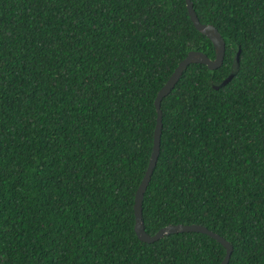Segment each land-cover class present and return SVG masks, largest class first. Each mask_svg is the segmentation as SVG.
<instances>
[{"label": "trees", "instance_id": "trees-1", "mask_svg": "<svg viewBox=\"0 0 264 264\" xmlns=\"http://www.w3.org/2000/svg\"><path fill=\"white\" fill-rule=\"evenodd\" d=\"M192 4L224 60L161 101L145 230L204 225L264 264V0ZM191 50L215 57L185 0H0V264H220L206 234L134 231L154 99Z\"/></svg>", "mask_w": 264, "mask_h": 264}, {"label": "water", "instance_id": "water-1", "mask_svg": "<svg viewBox=\"0 0 264 264\" xmlns=\"http://www.w3.org/2000/svg\"><path fill=\"white\" fill-rule=\"evenodd\" d=\"M185 5L187 8V12L189 17L194 25V27L203 35H205L213 44L215 49V57L214 59L209 58L205 53L197 50H191L187 53L186 57L182 59L172 74L169 76L164 85L157 92L154 99V107L156 109L157 117L156 124L153 133V144L152 150L150 153L148 165L146 171L143 175V178L138 185L135 195H134V204H133V212H134V231L139 238L140 241L146 243H152L165 235H169L172 233H181V232H198L208 235L209 237L215 239L218 243H220L225 249V255L222 258L220 264H228L230 260V256L233 250L232 244L222 237L220 234L211 231L204 225L200 224H169L164 227L158 229L154 234H149L145 230L143 214H142V203L144 198V193L147 189V186L150 182L152 172L156 166L157 159L159 156L160 150V138H161V129H162V110H161V101L167 96L170 91L173 89L183 71L187 68V66L191 63H200L204 64L210 70H214L220 67L224 60L225 55V41L218 31V29L211 23H202L193 8L192 0H185ZM239 54L240 49L236 53V61L239 62ZM233 77V73L229 74L219 86H223L227 84L231 78ZM219 86H213L214 88H219Z\"/></svg>", "mask_w": 264, "mask_h": 264}]
</instances>
